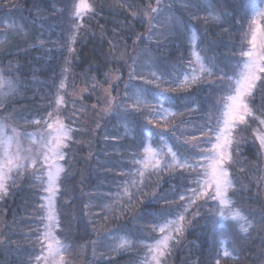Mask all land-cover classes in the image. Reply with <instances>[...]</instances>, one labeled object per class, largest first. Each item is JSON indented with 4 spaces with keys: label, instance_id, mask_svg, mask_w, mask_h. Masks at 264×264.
<instances>
[{
    "label": "trees",
    "instance_id": "trees-1",
    "mask_svg": "<svg viewBox=\"0 0 264 264\" xmlns=\"http://www.w3.org/2000/svg\"><path fill=\"white\" fill-rule=\"evenodd\" d=\"M77 1L0 0V73L13 82L0 90V115L56 113L71 130L55 195L62 264H141L159 227L180 216L161 264H264L263 125L255 119H264V73L224 165L228 208L240 218L222 217L217 199L191 191H202L207 161L198 154L215 139L252 11L264 0H89L93 10L76 17ZM193 47L210 70L195 83ZM185 160L200 166L181 167ZM11 178L0 193V264H38L43 183L29 168ZM124 240L130 246L118 247Z\"/></svg>",
    "mask_w": 264,
    "mask_h": 264
},
{
    "label": "snow or ice",
    "instance_id": "snow-or-ice-1",
    "mask_svg": "<svg viewBox=\"0 0 264 264\" xmlns=\"http://www.w3.org/2000/svg\"><path fill=\"white\" fill-rule=\"evenodd\" d=\"M157 2L159 3V0H157ZM92 10V4L89 3V0H78V3H76L74 7V15L76 17H82ZM151 11L156 12L157 9H151ZM253 23L256 24L255 21ZM258 34L260 37L259 43L257 42ZM0 43H2V41H0ZM249 43L251 48L242 52V56L247 57V60L243 61L242 65L238 64L237 67L239 71L235 73L234 77L229 78L231 81L229 84V91L223 98L224 103L221 116L217 118V129L214 132L215 142H213L210 137L206 143L211 144V147L206 150L202 149L198 154L201 159L210 161V164H208L203 175L205 177L210 175L211 178L204 179L203 181L198 179L196 183L198 186H202L205 189L214 188V196H212V198L217 199L220 204L223 205H229L231 203L228 196V189L232 187V181L229 179L228 171L224 165L231 160L229 148L234 142L232 139V130L239 125L247 124L246 116H250L252 113L246 98L252 95L253 89L256 88V81L261 80V76L258 75V73H264V31L260 29L258 24H256L255 28L251 29V39ZM201 71L210 72V70L203 68V66H201ZM196 79V76H193L192 82L195 83ZM186 82L187 79L184 83ZM6 83L10 84L11 82L9 81ZM181 86H183V83ZM61 87H63V85H61ZM262 87H264V83H262ZM143 92V89L137 91L135 94V103L138 104L141 102ZM155 98L157 99L158 104H163V101L159 96H156ZM62 102L63 97L61 96L57 99V104ZM255 119H259L260 124L264 125V119H260V117H255ZM35 123L38 124L40 121H35ZM57 124L58 126L55 128H53L52 124H48L47 126L52 130L48 133L50 139L47 140L44 145L47 147L48 153H37L35 157L23 156L21 154L18 135L7 136L4 131V126L0 125V147L3 148V154L2 157H0V192L6 194V181L11 179L8 173L11 172L13 168L23 167V164L19 163L21 160H30L34 167L37 160L43 156V159L48 166L47 188L45 190L49 192L50 195L46 198V216L42 217V219H47L49 223L45 225L47 230L43 233L41 238L49 241L47 244V253L48 257H51L53 261H55L56 256L60 255L64 250V246L55 238L52 231L56 220L54 196L58 191L57 181L60 178V173L63 171V168L56 164V160H62L64 158L62 148L66 146L64 141L70 138L69 133L71 131L66 128L62 122L57 121ZM13 131L15 132V130ZM257 139H259L261 147L264 148V134H259ZM13 143L16 145L15 153L10 151ZM197 147H199V145H197ZM173 156L175 158V154H173ZM180 166H187L194 169L200 165L198 163L192 164L185 160ZM208 169H210V173ZM191 191L193 192V195H207L206 190L198 191V189H192ZM125 193L127 194V189H125ZM180 199H184V197L181 196ZM42 207L44 206L42 205ZM239 215V212H235L232 214V217L235 219ZM221 216L223 217V213H221ZM179 219L183 220L184 217L180 216ZM173 225H175V227H172ZM166 229L167 234L157 240L155 245L150 246V251L155 253L152 256V260L155 264H161V259L170 249L169 241L174 239L172 232L180 233L182 231V226L176 221H168L165 225L159 227V231L165 233ZM244 231L247 230L244 229ZM221 243L223 244L224 242L222 241ZM130 244V241L124 240L118 245V247L122 248L130 246ZM225 255H228V253L225 252ZM39 259L40 257H37V260ZM45 259L47 260V257H45ZM62 260L63 257L61 256V261ZM217 264H219V261H217Z\"/></svg>",
    "mask_w": 264,
    "mask_h": 264
},
{
    "label": "rangeland",
    "instance_id": "rangeland-1",
    "mask_svg": "<svg viewBox=\"0 0 264 264\" xmlns=\"http://www.w3.org/2000/svg\"><path fill=\"white\" fill-rule=\"evenodd\" d=\"M78 3V1H77ZM263 16H264V2L259 5L256 6L253 11H252V21L251 24L249 26L248 29V43L244 49V51H247L251 48V45L249 43L250 39H251V29L255 28L256 24L259 25L260 29L262 31H264V26H263ZM256 22V24H254L253 22ZM258 43L260 42V37L258 34ZM243 51V52H244ZM247 60V57L242 56L241 57V61L239 64L242 65L243 61ZM201 66H203V68L208 69V66L203 62L202 58L200 57V55L198 54L197 50L193 47L192 50V61H191V71H190V76H196V77H200L202 76V71H201ZM239 71V69H237V72ZM236 72V73H237ZM260 73H258L259 75ZM11 82L6 83V82ZM13 88V82L11 79H9L8 77L3 76L0 73V90L4 93V94H8L10 92V90H12ZM83 91L82 88H77V92L75 93V97H78V95ZM108 92V91H107ZM60 96H58L55 100L56 102V106H59L60 104H57V99ZM110 100V98H109ZM111 101V100H110ZM0 106H2V104H0ZM35 121H40V124L38 125L37 123H35ZM57 121L62 122L64 125L63 120L56 114H51L49 116H47L44 120H38L36 117L32 118L29 121H21L17 118L12 117L11 121H9V118L6 116V114L4 113L3 115H0V125L4 126V131L6 133L7 136H14V135H18L19 137V143H20V149H21V154L23 156H33L35 157L37 155V153H48V149L47 147H45V143L47 140L50 139V137L48 136V133L50 131H52L51 129H49L47 126L48 124H52L53 128L57 127ZM65 126V125H64ZM66 127V126H65ZM15 130V132L13 131ZM259 134H264V125H263V130H260ZM65 142V141H64ZM213 142H215V139L213 140ZM211 147V146H210ZM11 152L15 153L16 151V145L15 143H13L11 149ZM263 152H264V148H263ZM3 154V148L0 147V157H2ZM50 155V153H49ZM157 155V152L155 150L149 149L147 152V159L148 160H152L153 157H155ZM19 163L23 164V167H19V168H13V170L11 172H9V176H13L15 174L21 175L23 173V171L26 168L29 169H34L39 178L42 180L43 183V194H42V205L43 207V211H44V217L46 216V207H47V197H49L50 193L47 192L45 189L47 188V171H48V166L45 163L43 156H41L37 162L36 165L33 167L30 160H21ZM56 164H58L59 166H61V162L60 160H56ZM208 164H210V161H207L204 172L208 166ZM209 173H210V169H208ZM203 172V174H204ZM202 174L200 180L203 181L204 179H210V175L208 177H205ZM12 179V178H11ZM11 179H8L6 181V186L8 185L9 181ZM58 184V181H57ZM199 188L202 191H205L209 194H211L212 196H214V188H203L202 186H199ZM1 193V192H0ZM56 195V193H55ZM220 203V202H219ZM54 206H55V196H54ZM223 213V217H232V214L235 213L233 212L231 209L228 208V205H223L220 204V214ZM240 216L236 217V219H239ZM170 221H176L179 225H180V219H174V220H170ZM49 222L47 221V219H44L43 222V232L41 234V237L43 236V233L47 230L45 228V225L48 224ZM55 226H56V220L54 222ZM166 224V223H165ZM163 224V225H165ZM161 225V226H163ZM55 226L53 227L52 231H53V235L55 236V238L57 240H59L56 235H55ZM172 227H175V225H173ZM159 231V230H158ZM160 235L158 237L157 240L161 239L163 235L167 234V229L165 233H161L159 231ZM172 236L174 237V231L172 232ZM41 240L43 241L42 245H43V249L42 252L40 254V259H39V263L38 264H62L61 261V256L63 251L60 253V255L56 256L55 261L52 260L51 257H48V253H47V244L49 243V241L47 240H43L41 238ZM155 240L153 243L150 244V246L155 245L156 241ZM60 241V240H59ZM171 241V240H170ZM169 241V243H170ZM61 242V241H60ZM62 244V243H61ZM63 245V244H62ZM150 246L148 249V255L147 257L142 261L141 264H155V262L152 260V256L155 254L154 252L150 251ZM45 257H47V260L45 259Z\"/></svg>",
    "mask_w": 264,
    "mask_h": 264
}]
</instances>
